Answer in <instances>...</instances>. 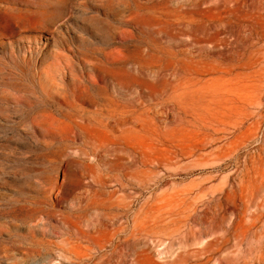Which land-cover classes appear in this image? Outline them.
<instances>
[{"label":"rangeland","instance_id":"374dc122","mask_svg":"<svg viewBox=\"0 0 264 264\" xmlns=\"http://www.w3.org/2000/svg\"><path fill=\"white\" fill-rule=\"evenodd\" d=\"M0 264H264V0H0Z\"/></svg>","mask_w":264,"mask_h":264},{"label":"bare ground","instance_id":"6f19581e","mask_svg":"<svg viewBox=\"0 0 264 264\" xmlns=\"http://www.w3.org/2000/svg\"><path fill=\"white\" fill-rule=\"evenodd\" d=\"M24 14H26V15H28V18H27V22H28V24H29V26H31V27H35L36 26V24H35V22L32 20V14H34L33 12H28V11H25V12H23ZM32 13V14H31ZM38 23V22H37ZM141 71H143V69L141 70ZM161 71V69H159V70H156V71H154V72H152V73H158V74H160L159 72ZM168 87L167 89H164L165 87ZM163 89H164V91H162L161 92V94H164L165 95V98H166V100L167 101H173V100H175V99H177V93H176V87L172 84V83H170V82H165V84H163ZM136 101V100H135ZM141 105L142 104V102L141 101H139V100H137V102H135L134 103V101H133V103H130V104H125V105H122V107H121V109L123 108V109H127V108H129V107H136V106H138V105ZM140 105H139V107H140ZM143 105V104H142ZM134 107V108H135ZM138 112V111H137ZM203 123V122H202ZM202 126L204 127V129H209V128H211V126L210 125H208V124H202ZM170 234V233H169Z\"/></svg>","mask_w":264,"mask_h":264}]
</instances>
